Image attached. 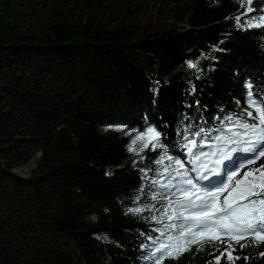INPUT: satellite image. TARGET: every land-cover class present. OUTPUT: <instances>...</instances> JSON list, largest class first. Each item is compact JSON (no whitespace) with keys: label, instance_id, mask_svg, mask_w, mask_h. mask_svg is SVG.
<instances>
[{"label":"trees","instance_id":"obj_1","mask_svg":"<svg viewBox=\"0 0 264 264\" xmlns=\"http://www.w3.org/2000/svg\"><path fill=\"white\" fill-rule=\"evenodd\" d=\"M54 1L78 9L85 23L1 31L13 7ZM149 1L0 0V12L5 10L0 14V205L8 201L10 209L0 225L35 240L16 249L0 241V264H153L148 258L153 241L179 232L168 228L167 217L162 223L152 220L161 218L169 197L176 198L175 189L161 186L168 182L164 168L175 176L179 160L186 175H197L185 135L204 145L194 152L217 153L202 157L209 169L218 168L220 147H244L215 137L231 135L219 131L228 126L226 115L252 110L248 83L264 96V27H247L250 17L264 12L242 15L247 0H153L154 7L164 1L190 4L188 26L152 37L150 30L160 22L138 28L91 24V12ZM251 6L264 9V0ZM150 127L161 133L155 149L152 142L140 155L129 152L131 140ZM38 153L30 177L14 173ZM245 156L237 151L231 160L240 163ZM261 163L264 158L249 167ZM137 207L145 210L129 211ZM62 240L67 249L57 247ZM233 247V255L241 257L235 264H264L259 255L264 244L240 248L233 242ZM223 250L219 242L202 250L193 246L164 264H215Z\"/></svg>","mask_w":264,"mask_h":264},{"label":"snow or ice","instance_id":"obj_2","mask_svg":"<svg viewBox=\"0 0 264 264\" xmlns=\"http://www.w3.org/2000/svg\"><path fill=\"white\" fill-rule=\"evenodd\" d=\"M252 3L253 0H247L248 7L242 15L247 16L256 11L264 12V9L253 8ZM235 19L240 24L241 17L237 16ZM247 27H264V15L250 17ZM188 66L197 67L192 62H189ZM246 87L248 89L247 106L252 110H244L238 116L226 115L224 120L227 121L228 126L221 127L219 131L231 133V135L215 137L216 140L226 145H244L242 148L232 147L230 150L220 147L218 149L220 158L215 160V164L220 165L223 160H231L232 153L237 151L246 154L242 162L233 161L231 165H225L224 176L210 181L209 185H200V181L208 180V176L203 175L199 168H202L204 172L219 175L218 168L209 169L208 164L202 159L205 156H216L217 153L215 151L211 153L194 152L193 149L204 145H198L195 139L188 140V136L185 135L184 139L187 142L185 147L193 157L191 171L197 173L196 177L186 175L183 171L184 165L179 160L175 161L177 165L175 176L168 171L167 167L164 168L162 174L168 177V182L161 186L169 191L175 189L172 195L176 198L172 200L169 197L168 207L164 208L161 218L153 216L152 220L162 223L163 217H167L170 222L168 228L179 229V232L177 235H167L164 240L158 237L153 241V250L148 254L153 264H164L165 260L178 259L184 252L191 251L193 246H196L197 250H202L205 245L217 242L224 245V250L214 257L215 264H220L221 259H226L227 264H235V261L240 260L241 257L233 255L236 251L233 242L240 248L264 244V163L249 167L257 165L258 161L264 158V96L253 92L252 83H248ZM192 91L195 92V86ZM195 135H200V133L197 132ZM160 136V132L150 127L145 133H139L131 140L128 151L140 155L152 142H155L153 143L154 150L159 144ZM138 141L141 142L139 149L136 147ZM240 159L237 157V160ZM162 162V160L157 161L158 164ZM197 163H199V168L196 166ZM174 180L178 182L174 184ZM153 183H159V181L154 180ZM225 193L227 195H224ZM158 195L160 194L152 195L151 199L157 200ZM172 205L176 207L169 214L168 208ZM145 208L137 207L129 211L139 214ZM174 220H181L183 223L179 225L171 223ZM160 235L165 236V230L161 229ZM259 255L264 257V252H260ZM243 259L247 261L248 257L245 256ZM209 264L212 262L210 261Z\"/></svg>","mask_w":264,"mask_h":264},{"label":"rangeland","instance_id":"obj_3","mask_svg":"<svg viewBox=\"0 0 264 264\" xmlns=\"http://www.w3.org/2000/svg\"><path fill=\"white\" fill-rule=\"evenodd\" d=\"M3 13H5V10L0 12V14ZM190 13L191 6L188 3L177 6L175 3L164 1L161 7L159 5L158 7H154L153 0L142 6L130 2L122 5L117 3L101 11L91 12V15H94L91 24L96 27L107 28H110L112 25L134 26L138 28L144 27L145 24L160 22L162 24L160 27L156 26L150 30L151 36L155 37L161 35V31L174 33L185 29L189 23L187 18ZM59 22H67L70 27H76L84 24L85 20L82 18V12L78 9L59 4L57 1L48 3L47 5L22 3L13 7L12 11L8 13L3 20L1 31L6 30L9 32L15 28L20 29L21 32H24L27 28L35 31L40 25L49 27ZM234 154L235 152L232 153V155ZM38 161L39 153L28 164L13 171L21 177H30L36 169ZM223 162H228V160H223ZM222 163L220 165L215 164L218 166L219 174H221V170L223 169ZM9 211L8 201L3 202L0 205V220L5 219ZM0 241L6 242L9 249L27 248L35 243L34 239L19 236L3 225H0ZM66 244V241L62 240L57 244V247L67 249L68 246Z\"/></svg>","mask_w":264,"mask_h":264}]
</instances>
